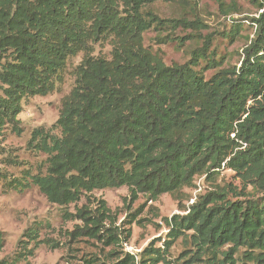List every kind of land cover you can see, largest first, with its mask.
Returning <instances> with one entry per match:
<instances>
[{
    "label": "trees",
    "instance_id": "obj_1",
    "mask_svg": "<svg viewBox=\"0 0 264 264\" xmlns=\"http://www.w3.org/2000/svg\"><path fill=\"white\" fill-rule=\"evenodd\" d=\"M159 1L190 2L0 0V133L7 126L20 132L23 100L54 92L68 60L84 53L53 126L59 132L38 128L28 142L46 155L37 173L14 177L0 167V181L15 190L34 184L60 206L122 186L131 200L144 194L156 201L191 187L197 176L215 182L224 166L240 187L215 184L181 209L187 214L165 217L169 231L160 246L152 241L138 254L119 250L131 233L118 230L102 199L94 209L82 205L65 214L83 222L71 237L114 246L106 259L87 260L96 264H264V0H251L262 12L251 18L255 31L240 65L224 67L212 35L202 37L186 62L172 65L145 44L152 28L204 26L199 19L163 18L148 9ZM233 27V34L224 35L232 40L241 31ZM172 39L167 33L162 42ZM104 40L112 46L110 57L92 53ZM39 228L28 229L27 236L38 242ZM179 239L187 248L173 257ZM4 245L0 234V252ZM23 254L0 264H17Z\"/></svg>",
    "mask_w": 264,
    "mask_h": 264
},
{
    "label": "rangeland",
    "instance_id": "obj_2",
    "mask_svg": "<svg viewBox=\"0 0 264 264\" xmlns=\"http://www.w3.org/2000/svg\"><path fill=\"white\" fill-rule=\"evenodd\" d=\"M148 9L163 18H184L188 22L199 19L204 23V26L198 29L190 25H181L175 30L152 28L145 33V44L159 51L166 64L186 62L191 50L202 44V37L212 35L215 37L213 48H216L217 58L224 57L222 67L240 65L241 52L247 43V37L252 36L255 31L251 18L258 17L262 12L251 0H190L189 4L159 1L150 5ZM237 24L241 27L239 35H235L234 40L225 37V34L235 32L236 27L233 26ZM167 33H170L173 39L163 43L162 39ZM191 35H196L195 39L186 38ZM183 37L186 38L185 43L180 44ZM111 51L109 41L104 40L93 45L92 53L110 57ZM83 57L84 53L80 52L68 60L63 72V82L54 92L23 100V110L18 117L20 132L7 126L0 133V161L14 159L18 163L0 164V167L11 176L20 177L23 171L37 173L46 155L30 149L28 142L35 129H53L59 118L62 99L74 85L73 71ZM217 69L208 70L207 77L214 74ZM53 131L59 132L57 128ZM6 183L7 181H0V234L5 239L0 261L11 262L24 251L23 255L26 258L17 264H96L87 260L106 259L107 253L114 246L86 235L79 238L71 237L72 232L78 230L83 222L69 218L65 214L76 213L82 205H90L89 207L94 209L98 200L106 201L116 219L118 230L124 229L126 233L128 231L131 233L128 241L118 249L124 253L138 254L152 241H156V246L162 245L169 231L163 219L171 218L175 214H187L188 211L181 209L198 201L200 196L212 190L215 184L231 183L240 187L235 173L223 166L215 182L208 180L206 176H197L191 187H185L182 192L175 195L164 193L156 201L148 199L144 194H140L136 200H131L128 187L122 186L97 189L83 196L77 203L60 206L50 202L34 184L23 190H15L8 188ZM35 226L40 227L38 242L26 234L28 229ZM23 246H27V250H23ZM186 248V243L179 239L173 245L171 255L178 257ZM28 251H32V254H27Z\"/></svg>",
    "mask_w": 264,
    "mask_h": 264
}]
</instances>
